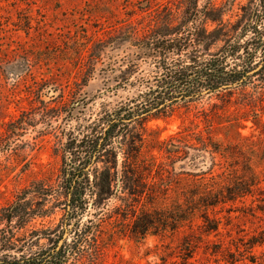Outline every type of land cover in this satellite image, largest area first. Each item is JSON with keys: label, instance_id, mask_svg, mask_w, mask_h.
I'll return each mask as SVG.
<instances>
[{"label": "rangeland", "instance_id": "1", "mask_svg": "<svg viewBox=\"0 0 264 264\" xmlns=\"http://www.w3.org/2000/svg\"><path fill=\"white\" fill-rule=\"evenodd\" d=\"M190 1L0 0V236L10 244L0 258L45 262L55 240L64 237L83 249L64 264H264V89L253 85L233 91L230 99L180 104L151 118L143 131L144 157L155 161L149 192L134 194L120 181L119 150V177L103 188L108 165L92 164L87 174L94 181L98 168L97 194L87 195L85 211L66 227L71 207L62 179L65 147L82 140L104 108L131 95L102 91L101 69L127 46L113 51L112 38L128 28L145 33L152 18L182 15ZM194 1L198 9L215 5L229 28H242L246 11L261 10L260 0ZM216 27L208 22L204 28ZM210 140L226 152L214 155V171L241 177L250 166L258 175L253 192L210 210V224L198 213L176 230L136 235L137 218L184 203L197 178L209 179L211 156L202 153L200 164L192 159L193 146L205 150L200 146ZM29 189L32 218L22 227L18 217L6 223V210ZM37 190L50 192L45 197Z\"/></svg>", "mask_w": 264, "mask_h": 264}, {"label": "trees", "instance_id": "2", "mask_svg": "<svg viewBox=\"0 0 264 264\" xmlns=\"http://www.w3.org/2000/svg\"><path fill=\"white\" fill-rule=\"evenodd\" d=\"M260 3V11L245 12L242 28H234L235 25L229 28L231 23L227 25L222 16L218 17L219 10L211 2L198 9V2L191 0L189 7L183 4L185 10L182 15L170 14L168 20L152 18L150 25L153 28L145 33L138 28H128L124 35L112 38L114 46H110L113 51L127 46L122 51L123 55H117L114 61L101 69L102 91L118 93L119 90H127L131 95L114 108H104L82 140L78 143L76 139L70 140L65 147L67 157L63 159L62 179L67 185L65 194L70 196L71 207L66 227H70L74 219L85 211L87 195L94 197L97 194L98 168L93 170L94 181L87 174L92 164L103 162L108 165L104 170L103 188L119 177V150L123 155L120 181L124 183L126 180L134 194L149 192L148 186L152 185L149 177L155 161L144 157L143 131L151 118L166 116L180 104L190 105L214 96L230 99L233 91L250 85L264 89V0ZM208 22L217 24V27L204 28ZM98 45L107 47L103 41ZM89 67L94 68L95 65L89 64ZM90 77L89 74L84 81L87 83ZM211 141L200 146L205 150L193 146L197 155L192 159L200 164L199 159L205 158L202 153L211 156L209 179L202 182L201 177L197 178L184 203L176 202L170 208L144 213L137 218L133 225L136 235L176 230L198 213H203L204 223L210 224V210L253 192L258 184V175L250 166H247V174L241 177L224 168L221 174L214 171V155L224 157L226 152ZM30 191L25 190L19 203L6 210V216H3L6 223L10 224L18 217L21 226L32 218L31 205L35 201L29 199ZM37 191L44 192L45 197L50 192ZM211 230L217 228H209ZM62 240L64 237L55 240L56 246L53 252L47 253L49 259L45 262H35L34 258L6 262L11 256L5 255V258H0V263L64 264L67 255L81 254V244L76 248L75 242L68 245L64 240L60 245ZM8 245V240L0 236V254L8 250Z\"/></svg>", "mask_w": 264, "mask_h": 264}]
</instances>
